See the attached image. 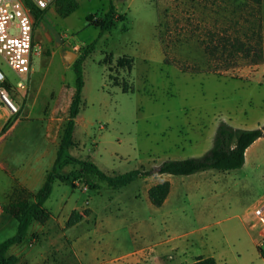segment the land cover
<instances>
[{"label":"rangeland","instance_id":"obj_1","mask_svg":"<svg viewBox=\"0 0 264 264\" xmlns=\"http://www.w3.org/2000/svg\"><path fill=\"white\" fill-rule=\"evenodd\" d=\"M78 2L69 17L59 16L52 5L40 22L35 20L32 73L24 90L17 88L20 78L0 65L21 109L13 121L19 125L0 136V243L17 231L5 209L21 198L33 200L18 189L23 186L17 172L32 167L40 176L53 167L51 156L56 157L75 88L67 51L79 58L95 45L83 65V102L70 153L106 174L202 157L222 122L264 125V79L249 80L248 60L240 58L227 70L224 60L206 50L228 45L219 39L233 43L260 18L264 24V8L258 15L253 6L242 10L244 0H113L125 20L102 34L88 17L99 20L110 0ZM126 60H132L131 70ZM250 162L253 167L229 172L165 174L174 188L161 208L145 193L160 175L117 190L95 179L90 180L95 189L73 179L57 181L45 204L51 219L34 223L27 241L10 254L19 258L17 264H85L84 254L107 262L134 257L151 263L163 241H189L195 251L220 252L225 264H264L259 228L253 226V211L262 207L264 196V140L250 152ZM78 171V165L66 168V173ZM73 211L90 212L68 227ZM187 257L185 263L200 258ZM160 258L174 261L175 253Z\"/></svg>","mask_w":264,"mask_h":264},{"label":"trees","instance_id":"obj_2","mask_svg":"<svg viewBox=\"0 0 264 264\" xmlns=\"http://www.w3.org/2000/svg\"><path fill=\"white\" fill-rule=\"evenodd\" d=\"M25 6L31 11L36 22H40L46 14V11L39 10L32 0H23ZM245 7L253 6L257 9V14H262L264 0H244ZM56 12L62 18L69 17L79 9L78 0H57L55 2ZM261 19V18H260ZM257 23L250 31H246L243 37L233 40L219 39L217 41L228 45L208 47L207 54L218 60H224V69H232L237 66L238 59L248 60L249 65L257 66L264 64V24ZM125 20L124 15H119L117 8L110 0L108 12L102 14L99 20L94 16L88 17L90 25L97 27L101 33L113 31L119 21ZM220 43V42H219ZM232 43V44H230ZM230 44V45H229ZM95 45H90L83 50L80 57L74 62L75 71V88L71 104L68 109L67 120L63 126L57 155L52 169L47 173L45 183L37 192H30L22 188V192L31 193V199L23 198L13 202L5 212L12 215L17 222L16 234L2 243H0V264H17L19 258L10 254V250L16 246L25 243L28 239L30 229L34 223L46 224L52 217L51 212L45 208L46 202L50 199L54 184L57 181H66L73 179L75 182L87 183L91 188L97 186L91 183V179L98 180L112 189H122L136 180L147 179L155 175H173V176H190L209 170L229 172L240 170L246 163L247 150L259 139L264 138L262 129H236L226 122L220 123L216 131L213 147L202 157H193L185 160H169L160 164L157 168L149 171L133 170L126 174L109 175L99 169V167L89 159H80L70 153L76 147L75 130L77 118L81 112L83 102V89L85 79L83 65L89 55L93 52ZM122 60H120L121 63ZM128 68L131 70L132 60H126ZM123 92H129L126 86ZM78 165V174L66 173V168ZM89 178V179H88ZM18 192V191H17ZM171 192V183L169 181L157 184L149 190V200L156 208L162 207L167 201ZM90 211L80 213L73 211L67 222L68 227H73L84 220L86 214ZM260 257L264 260V247L258 248ZM192 264H218L213 257L198 258Z\"/></svg>","mask_w":264,"mask_h":264},{"label":"built area","instance_id":"obj_3","mask_svg":"<svg viewBox=\"0 0 264 264\" xmlns=\"http://www.w3.org/2000/svg\"><path fill=\"white\" fill-rule=\"evenodd\" d=\"M57 0H32L41 11L47 10ZM35 18L23 0H0V65L5 63L20 78L17 88L24 90L25 81L32 73L35 51ZM7 77L0 69V136L11 127L20 114ZM6 112V116L2 115ZM84 190H87L85 187ZM256 226L260 227L259 248L264 247V205L253 211Z\"/></svg>","mask_w":264,"mask_h":264},{"label":"crops","instance_id":"obj_4","mask_svg":"<svg viewBox=\"0 0 264 264\" xmlns=\"http://www.w3.org/2000/svg\"><path fill=\"white\" fill-rule=\"evenodd\" d=\"M44 11H46V10H44ZM248 69H250L252 71V76L248 77L249 80L252 81V80H256V79H259V80L260 79H264V64L257 65V66L249 65L248 66ZM2 115L6 116L7 114H6V112H3ZM78 118H77V120H78ZM77 120H76V122H77ZM229 124L231 126H233L234 128H236V129H247V130H250V129H262V130H264V125H259L257 128H249V127L243 126L240 123H237L236 124L234 122V124H232V122H231ZM18 125H19V123L17 121L14 122L11 125V127L9 128V130H7L5 132V134H3V135H6V133H9V132L15 130L16 126H18ZM218 126L215 127V128L218 129ZM74 138H75V136H74ZM262 140H264V138L259 139L258 141H256L247 150V152H246V163H245V165H244L243 168L253 167L254 166V164H252L250 162V152ZM58 147H59V145L57 146V150H58ZM57 150L55 152L56 155H57ZM51 159L53 160V164H54L56 157L53 158V156H51ZM33 173H34V168H32V167L28 168L27 170H19L17 172V174H16V176L18 177V178H16V180H18V182L21 184V186H23L24 188L28 189L29 191H31V192H37L43 186V184L45 183L46 176H47V173L48 172L46 174H41L40 176L35 175ZM165 178H166V175H160V176L157 177V179L154 178V180H156V181L152 184V186L150 188H148L145 191L146 195L149 197V195H148L149 190L153 186H155L157 184H160V183H163V182H166V179ZM39 183L41 184V187L39 189H34V185L35 184H39ZM86 188H87V190L89 189L88 187H86ZM173 188H174V186L171 183V192H170V195H169L167 201L165 202V204L163 206H165L169 202V200H170V198H171V196L173 194ZM259 203L262 204V205H264V196H263V198H261V200H260ZM200 216L201 215H198V217H200ZM200 219H203V218L200 217ZM253 226L254 227H258L255 224ZM258 228H259V233H261L260 227H258ZM80 244H82V241H79L78 242V244H77L78 247L81 246ZM155 249L157 250L156 251L157 257H154V260L151 263H147L146 259H138V258H134V257H131V258L127 259L124 263L116 262V260L113 261V262H107L105 260H102L101 261V260H99V258H96L93 255L92 256H89L87 254H84L81 257V259L83 260V262L85 264H192L196 260L193 261V262L185 263V260H187V258H188L187 256H191L193 258H195V257H203V258L213 257V258L216 259V261H217L218 264H225L224 257H223V255L220 252L212 251L211 250L210 252H208L206 254L202 250L195 251L196 250L195 249V245L192 242H189V241H187V242H184V241H163L161 244L157 245V247H155ZM170 252H174L175 253V260L174 261L164 260V259H161L160 258V255L161 254H168ZM196 253H201V254L196 255Z\"/></svg>","mask_w":264,"mask_h":264},{"label":"water","instance_id":"obj_5","mask_svg":"<svg viewBox=\"0 0 264 264\" xmlns=\"http://www.w3.org/2000/svg\"><path fill=\"white\" fill-rule=\"evenodd\" d=\"M77 58L78 54L71 51H67L64 55V59L68 65L73 64L77 60Z\"/></svg>","mask_w":264,"mask_h":264}]
</instances>
